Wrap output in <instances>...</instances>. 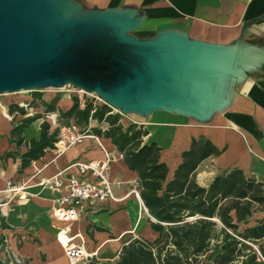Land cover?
Masks as SVG:
<instances>
[{
    "label": "crops",
    "instance_id": "0c3cea01",
    "mask_svg": "<svg viewBox=\"0 0 264 264\" xmlns=\"http://www.w3.org/2000/svg\"><path fill=\"white\" fill-rule=\"evenodd\" d=\"M60 1L71 19L93 12L119 16L127 26L126 34L155 44L157 55L172 70L175 84L166 101L146 112H126V118H121L125 126L134 123L147 129L143 143L156 142L161 148L168 181L193 140H201L211 142L218 152L202 160L191 174L198 185L209 187L216 177L241 170L264 188V0ZM71 105L70 98L57 104L62 110ZM9 107L0 104V243L8 240L23 264H69L56 240L53 217L54 199L66 191L40 182L59 172L64 178L78 175L72 164L104 159V152L94 137L61 155L47 148L32 160L42 172L27 183L25 191L13 194L7 191L8 183L21 184L34 173L31 163L20 171V155L27 150V142L39 139L43 121L32 122L23 132L24 143L17 145L12 129L25 115L10 112ZM98 126L92 119L82 131L98 137L113 154L110 176L115 196L127 204V198L138 191L135 198L143 206L138 173L127 166L110 138L95 134ZM116 204L88 205L73 223L72 232L80 234L78 241L89 251L102 254L105 245L114 241L101 234L102 224L128 226L127 214L106 212L107 206ZM262 220L264 209L255 211L248 225Z\"/></svg>",
    "mask_w": 264,
    "mask_h": 264
},
{
    "label": "trees",
    "instance_id": "16d2710c",
    "mask_svg": "<svg viewBox=\"0 0 264 264\" xmlns=\"http://www.w3.org/2000/svg\"><path fill=\"white\" fill-rule=\"evenodd\" d=\"M56 101L44 103L47 112L58 111L65 124L74 119L82 128L96 120L95 134L110 138L117 146L127 166L139 175L140 196L155 219L151 220L153 229L160 234L154 242L132 240L115 261L101 262L94 257L87 264H198L202 255H207V264H264V220L248 225L252 214L264 209L263 183L241 170L216 177L209 187L198 185L191 177L202 160L218 152L211 142L193 140L168 181V167L160 161L161 148L156 142L143 143L148 131L142 125L125 126L120 113L95 100H86L81 106L75 97L67 110L58 109ZM9 110L26 114L17 104H11ZM39 118L37 114L15 123L12 135L17 145L24 143V130ZM58 134L59 128L52 129L44 121L39 139L27 142V150L20 155V171L54 147Z\"/></svg>",
    "mask_w": 264,
    "mask_h": 264
},
{
    "label": "water",
    "instance_id": "95a60500",
    "mask_svg": "<svg viewBox=\"0 0 264 264\" xmlns=\"http://www.w3.org/2000/svg\"><path fill=\"white\" fill-rule=\"evenodd\" d=\"M126 32L110 13L71 19L60 0H0V93L72 83L123 113L146 112L175 77L155 44Z\"/></svg>",
    "mask_w": 264,
    "mask_h": 264
},
{
    "label": "built area",
    "instance_id": "2783aa9c",
    "mask_svg": "<svg viewBox=\"0 0 264 264\" xmlns=\"http://www.w3.org/2000/svg\"><path fill=\"white\" fill-rule=\"evenodd\" d=\"M67 90L71 93L74 92L69 88ZM81 92L90 94L84 89L78 90V93ZM96 99L103 101L104 104H107L111 108H115L102 97L97 96ZM95 103L97 102L95 101ZM116 110H118V113L124 114L118 108ZM50 118H52V122L55 124L54 127L59 128L58 138L53 147L57 155L63 154L72 146L81 144L88 137H94L97 140L105 155L104 159L72 164L71 166L78 169V175L64 178L62 176L63 172H59L50 178H43L40 182V185L44 187L57 191L63 189L66 191L65 194H61L54 199L53 217L56 228L55 237L64 249L69 264H77L81 261L88 262L90 259L97 257L98 250L89 251L83 242H79L78 238H80V234H74L72 232V225L80 219L82 211L88 205L118 201L113 191V182L110 176V165L114 161V156L99 142V138L90 134L87 129L78 131L71 124L62 125L58 122L56 115L55 117L52 115ZM31 165L34 173L30 175L27 181L21 184L9 182L7 191H11L13 194H19L25 191L27 183L39 175L43 169L35 161H32ZM134 194L136 197H139L138 191H134ZM0 258L7 264H23L22 260L11 248L8 240L0 243ZM7 259L10 260V263L7 262Z\"/></svg>",
    "mask_w": 264,
    "mask_h": 264
},
{
    "label": "rangeland",
    "instance_id": "374dc122",
    "mask_svg": "<svg viewBox=\"0 0 264 264\" xmlns=\"http://www.w3.org/2000/svg\"><path fill=\"white\" fill-rule=\"evenodd\" d=\"M68 84H70V86H68ZM68 88L74 92L71 93L67 90ZM80 89L82 88L77 87L72 83H67L61 86L48 85L37 89H25L24 91L20 92H3L0 93V104H8L9 106L11 104H17L20 107H23V109L26 111L24 117L40 114V120L43 122L49 121L52 129H54L55 124H53L52 118H50L52 115L57 114L56 117L58 122L62 125L65 123L59 118L58 111L47 112L44 103H51L52 101L57 100L56 107L58 109H60L57 106L59 100L66 98H70L71 102L73 103V99L78 97L81 106L84 105L86 100H95L98 104L104 103L103 101L96 99L97 96L101 97L97 92H89L90 94H86L85 92L78 93V90ZM112 109L114 113H118L116 108ZM20 114L24 115L22 113ZM121 116L122 118H126L124 114H121ZM124 123L127 122L124 121ZM70 124L73 125L78 131H82V127L78 126L74 119L71 120ZM127 200V204H125L123 201L120 202L119 200L116 201V205L107 206L106 212H108L109 215H113L117 212H120L123 215L127 214L128 226L125 227L123 224L121 225V222H119V225L114 228H110L108 224H102L99 227L101 229L102 235L114 240L108 242L105 245L102 254L101 252H98L97 258L101 262L115 261L118 259L119 250L134 239L141 238L150 242H154L160 236L159 232L154 230L151 224V220L155 219L142 205L136 201L135 194H131ZM116 239L119 241H116ZM253 246L257 248L255 244H253ZM77 264H87V261H81ZM198 264H207V255L198 257Z\"/></svg>",
    "mask_w": 264,
    "mask_h": 264
},
{
    "label": "bare ground",
    "instance_id": "6f19581e",
    "mask_svg": "<svg viewBox=\"0 0 264 264\" xmlns=\"http://www.w3.org/2000/svg\"><path fill=\"white\" fill-rule=\"evenodd\" d=\"M54 117H55V115H53ZM140 201V200H139ZM143 204V203H142ZM143 207H144V205H143ZM144 208H146V207H144ZM108 241V240H107ZM119 241V240H118Z\"/></svg>",
    "mask_w": 264,
    "mask_h": 264
}]
</instances>
